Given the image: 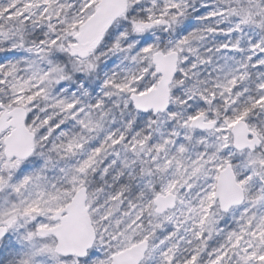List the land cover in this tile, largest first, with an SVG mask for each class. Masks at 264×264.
I'll list each match as a JSON object with an SVG mask.
<instances>
[{"label": "snow or ice", "instance_id": "obj_1", "mask_svg": "<svg viewBox=\"0 0 264 264\" xmlns=\"http://www.w3.org/2000/svg\"><path fill=\"white\" fill-rule=\"evenodd\" d=\"M0 264H264V0H0Z\"/></svg>", "mask_w": 264, "mask_h": 264}]
</instances>
